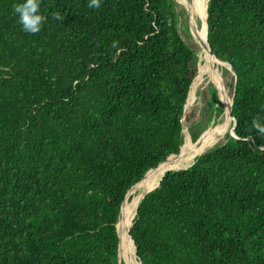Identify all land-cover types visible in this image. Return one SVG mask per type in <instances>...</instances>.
Returning a JSON list of instances; mask_svg holds the SVG:
<instances>
[{
  "label": "trees",
  "instance_id": "1",
  "mask_svg": "<svg viewBox=\"0 0 264 264\" xmlns=\"http://www.w3.org/2000/svg\"><path fill=\"white\" fill-rule=\"evenodd\" d=\"M21 2L0 0V264H119L122 203L187 146L190 90L192 145L224 103L211 83L195 96L177 0H39L37 34L17 23ZM206 23L235 74L233 135L141 200L129 231L141 264H264V138L251 129L264 123V0H209Z\"/></svg>",
  "mask_w": 264,
  "mask_h": 264
},
{
  "label": "bare ground",
  "instance_id": "2",
  "mask_svg": "<svg viewBox=\"0 0 264 264\" xmlns=\"http://www.w3.org/2000/svg\"><path fill=\"white\" fill-rule=\"evenodd\" d=\"M207 1H204V8H203V12L201 10H199V13L201 14L200 20H201V24H202V33L204 40H205V18H206V6H207ZM198 3V0H197ZM190 11L193 12L192 8L190 6H188ZM193 14V13H192ZM191 19V18H190ZM195 26V23H194ZM197 29V26H195ZM198 30V29H197ZM199 31V30H198ZM203 40V42H204ZM200 69H199V73L201 68H202V63L204 61V64H206V68H209L210 65H213L214 68H217V64L221 65L222 63L219 62L217 59H215L214 57L211 56V53L209 52V50L207 48H201L200 51ZM203 60V61H202ZM225 66L222 64V67ZM229 71V70H228ZM230 72V71H229ZM198 73L199 76V81H198V86L199 87L201 80H200V74ZM197 76V77H198ZM197 79V78H196ZM194 86V84H193ZM192 86V88H193ZM214 88L218 91L219 95L221 96V88H216L214 86ZM192 90V89H191ZM191 90L186 102V107H185V115H184V120H185V116L188 113L189 109L191 108L192 104V98H191ZM197 90V89H196ZM227 93V92H226ZM225 93V116L224 117V121L227 120L228 121V125H229V121H231L230 117H229V105H230V98L228 96V93ZM224 96V95H223ZM228 125L225 124L220 130H218L216 133H214L212 136H210L213 132L212 131L209 133V135L207 136V138H205L202 142L201 145L198 149L196 150H192L189 147V142H191V138L187 132V128L186 131L184 132V140L186 139L187 136V147H183L181 148V152L178 156H171L169 157V159L164 162L163 164H160L158 167H156L155 169H152L151 171H149L147 173V175L145 176V178L143 179L142 183L136 187L131 193L132 195H128L124 207L122 208V212H121V220H120V225L118 226L117 224V229L119 227L120 231L118 230V235L120 238V244H119V257L122 259L124 256H122L121 251L123 250H127L128 252H130V258L132 260V264H137L136 263V257H135V249L133 247V243L131 241V239L129 238V229L132 225L133 219L135 217V213L137 210V207L140 203V201L142 200L143 196L151 191L152 189L156 188L157 185L159 184L161 178L163 177V175L170 171V170H180V169H184L185 164L193 157H198L200 155V153L205 152V150L210 149L212 147H214L216 144H218L221 140H223L225 138V135L228 132ZM185 126V125H184ZM210 136V137H209ZM184 144V143H183ZM197 155V156H196ZM189 167V166H188ZM187 168V167H185ZM156 170V171H155ZM155 171V172H154ZM153 175H152V174ZM150 176V177H149ZM149 177V178H148ZM147 179V181H146ZM146 181V183H145ZM143 183H145V185H143ZM143 185V186H141ZM141 186V187H140ZM140 187V188H139ZM138 188V189H137ZM124 253V252H123ZM127 257L124 258L125 262H130L129 260V255L128 253H124Z\"/></svg>",
  "mask_w": 264,
  "mask_h": 264
},
{
  "label": "rangeland",
  "instance_id": "3",
  "mask_svg": "<svg viewBox=\"0 0 264 264\" xmlns=\"http://www.w3.org/2000/svg\"><path fill=\"white\" fill-rule=\"evenodd\" d=\"M195 1H196V3H197V0H177V4L179 5V8H178V10H184V8L185 9H187L188 10V12L190 13L189 14V16H188V14H187V12H186V10H184L185 11V13H186V15H184L183 17H182V19H181V21L186 17L187 18V24H188V29H189V33H190V35H191V37H192V39H189L187 42L188 43H190V44H194L195 45V48H196V51H197V56H198V58H199V62H198V66H199V64H200V51H201V47L199 46V44L197 43V41L193 38V36H192V34H191V28L193 27H195V26H197V29L199 30V39L201 40V41H203L204 40V37H203V34H201L202 33V25H200L199 23H198V21H199V19H200V17H201V14L199 13V10H201L202 12H203V9H202V4H201V2H200V0H198V3H197V5L195 4ZM188 6H190L191 8H192V10H193V12H191L190 11V9H189V7ZM184 7V8H183ZM193 13V14H192ZM191 19H190V18ZM194 23H195V26H194ZM201 26L200 28H199V26ZM191 26V27H190ZM184 38V37H183ZM185 40H186V38H184ZM203 49V48H202ZM203 61V60H202ZM203 63H204V61H203ZM203 63H202V65H203ZM217 68H214L213 67V65H210L209 66V68H206V64H204V69H203V71H202V75H201V78H200V80H201V83H200V85H199V87L197 88V90H196V93H195V96L197 95V93L198 92H201V91H203V90H206V88H207V86L209 85V83H211L213 86H215L216 88H218V87H220L222 90H221V99L223 100V102H225V93L227 92L228 93V96H229V98L231 99V97H232V94H233V84H234V80H232L233 78H234V76L232 75V73L231 72H228V73H223L222 74V69H223V67H222V64L221 65H219V64H217V66H216ZM197 74H198V71H197ZM197 74H196V76H197ZM195 76V77H196ZM220 77V80H218V83H216V80L218 79ZM212 78V79H211ZM196 82V81H195ZM217 91V90H216ZM218 92V91H217ZM224 93V94H223ZM226 93V94H227ZM224 95V96H223ZM199 99L197 100V102H196V104L194 105V106H196L197 107V110L195 111V113H194V115H191L190 116V119H189V121H188V126H192L195 122H197L198 121V118H199V115H200V109L202 108V107H205V100L203 101V100H201V96H199L198 97ZM209 99V98H208ZM215 106L216 105H214L213 106V112H212V122L211 123H213V125L215 124V126L212 128L213 129V132H212V134L210 135V136H212L214 133H216L218 130H220L225 124H227L228 125V121L227 120H225V122H223L224 121V117H226L225 116V110L224 111H220L219 109H217V108H215ZM225 106V105H224ZM207 107H211V102H210V100H209V102H207ZM220 113H221V116H220ZM184 125H185V127H186V124H185V120H184ZM212 125V126H213ZM218 128V129H217ZM228 132L227 133H229L230 131H231V128H232V120L231 121H229V125H228ZM212 129L210 130V132L212 131ZM208 132V130H206L205 131V133H204V136L206 135V133ZM209 136V137H210ZM205 138H207V137H205ZM224 140V139H223ZM203 141V140H202ZM222 141V140H221ZM220 141V142H221ZM219 142V143H220ZM201 145V144H200ZM200 145H198V144H196V145H192L191 144V142H190V148L192 149V150H196V149H198L199 147H200ZM217 145V144H216ZM188 146V145H187ZM186 146V147H187ZM211 149V148H210ZM194 158V157H193ZM192 159V158H191ZM143 185H145V183H143ZM140 188V187H139ZM130 195V194H129ZM132 195V194H131ZM125 204V203H124ZM124 207V206H123ZM122 207V208H123ZM121 212H122V209H121V211H120V215H119V220H118V226L120 225L119 223H120V220H121ZM118 230L120 231V229H119V227H118ZM128 253V255H129V260H130V262H124V264H132V260H131V258H130V252H128L127 250H123V251H121V254H122V256H124V258L126 257V255L124 254V253ZM127 259V258H126ZM136 263L137 264H139V261L137 260V258H136ZM134 264V263H133Z\"/></svg>",
  "mask_w": 264,
  "mask_h": 264
},
{
  "label": "clouds",
  "instance_id": "4",
  "mask_svg": "<svg viewBox=\"0 0 264 264\" xmlns=\"http://www.w3.org/2000/svg\"><path fill=\"white\" fill-rule=\"evenodd\" d=\"M87 7L90 9H98L101 7V0H89ZM13 12L17 16V23L28 34L39 33L42 24L46 20V17L40 13L39 0H23L21 3L14 4ZM52 19L62 22L64 17L60 12H53ZM113 46H115V42ZM251 129L255 131L256 135L264 138V123H261L258 117L252 119ZM236 138L239 139V137Z\"/></svg>",
  "mask_w": 264,
  "mask_h": 264
},
{
  "label": "water",
  "instance_id": "5",
  "mask_svg": "<svg viewBox=\"0 0 264 264\" xmlns=\"http://www.w3.org/2000/svg\"><path fill=\"white\" fill-rule=\"evenodd\" d=\"M209 1V0H208ZM208 1H207V3H208ZM206 10H207V6H206ZM186 12H187V14H188V16H189V12H188V10L186 9ZM190 18V17H189ZM206 19H207V13H206V18H205V40H204V42L203 41H201L200 39H199V31L196 29V27H192L191 28V34H192V36H193V38L197 41V43L199 44V46L201 47V48H207L208 50H209V52H210V48H209V46H208V43H207V23H206ZM211 56L212 57H214L215 58V56L214 55H212L211 54ZM216 59V58H215ZM219 61V60H218ZM219 62H221V61H219ZM223 65H225V68H227L231 73H232V75L233 76H235V74H234V72H233V70H232V68H231V66L229 65V64H227V63H224V62H221ZM186 101H187V99H186ZM232 103H233V96L231 97V99H230V105H229V117H230V119L232 120V128H231V131H230V133H231V135H233V129H234V127H235V121H234V119L231 117V108H232ZM185 107H186V103H185V106H184V111H183V117H182V120H181V123H182V133L184 134V132L186 131V128H185V126H184V115H185ZM205 133V132H204ZM204 133H202L201 135H200V137L193 143L194 145H196V144H198L202 139H203V137H204ZM183 146V145H182ZM182 146H181V148H182ZM181 148H180V151H179V153L177 154V155H170L169 157H171V156H178L179 154H180V152H181ZM169 157H167L166 158V160L165 161H163L162 163H164V162H166L168 159H169ZM162 163H160V164H162ZM159 164V165H160ZM194 164V162L189 166V167H187V168H184V169H180V170H185V169H188V168H190L192 165ZM158 165V166H159ZM157 166V167H158ZM153 169H155V168H153ZM152 169H150V170H148L146 173H145V175L143 176V178L142 179H144L145 178V176L147 175V173L149 172V171H151ZM170 171H173V170H170ZM174 171H177V170H174ZM169 172V171H168ZM163 177H164V175H163ZM162 177V178H163ZM162 178H161V180H162ZM160 180V181H161ZM139 183V182H138ZM137 183V184H138ZM136 184V185H137ZM136 185H134L130 190H129V192L136 186ZM159 185H160V182H159V184L157 185V187L156 188H154V189H152L151 191H149V192H147L144 196H143V198L147 195V194H149L150 192H152V191H154L155 189H157L158 187H159ZM128 192V193H129ZM128 193H127V195H126V197H125V200L123 201V203H122V205L125 203V201H126V199H127V197H128ZM142 198V199H143ZM141 202V201H140ZM122 205H121V207H122ZM138 208V207H137ZM136 213H137V210H136ZM136 213H135V215H136ZM117 224H118V222H117ZM117 224H116V232H117V236H118V239H119V242H118V263L119 264H121V263H123L124 264V261L119 257V244H120V238H119V235H118V230H117ZM132 226V225H131ZM131 228V227H130ZM129 231H130V229H129ZM128 235H129V233H128ZM129 238L131 239V237H130V235H129ZM131 241H132V243H133V247H134V249H135V257L137 258V255H136V247H135V245H134V242H133V240L131 239ZM139 264H141L140 262H139Z\"/></svg>",
  "mask_w": 264,
  "mask_h": 264
}]
</instances>
